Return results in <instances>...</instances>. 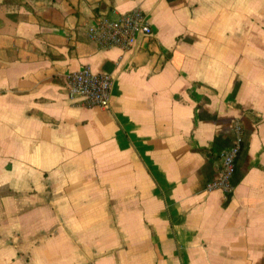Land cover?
Segmentation results:
<instances>
[{
    "label": "crops",
    "instance_id": "crops-1",
    "mask_svg": "<svg viewBox=\"0 0 264 264\" xmlns=\"http://www.w3.org/2000/svg\"><path fill=\"white\" fill-rule=\"evenodd\" d=\"M134 9L150 37L88 40ZM0 264H264V0H0Z\"/></svg>",
    "mask_w": 264,
    "mask_h": 264
},
{
    "label": "built area",
    "instance_id": "built-area-1",
    "mask_svg": "<svg viewBox=\"0 0 264 264\" xmlns=\"http://www.w3.org/2000/svg\"><path fill=\"white\" fill-rule=\"evenodd\" d=\"M113 17H98L93 25L86 29L89 41L101 48H118L129 50L139 37H150L153 34L145 14L134 9L124 14H115ZM66 89L69 99L87 109L109 108L112 77L110 74H94L88 66L66 75ZM236 139L233 147L221 154V172L207 186V192L220 191L231 194L234 190L232 176L235 172V158L241 142V129L235 127Z\"/></svg>",
    "mask_w": 264,
    "mask_h": 264
}]
</instances>
